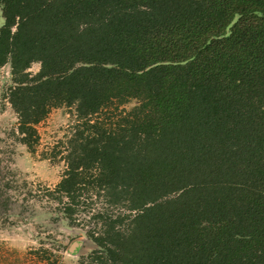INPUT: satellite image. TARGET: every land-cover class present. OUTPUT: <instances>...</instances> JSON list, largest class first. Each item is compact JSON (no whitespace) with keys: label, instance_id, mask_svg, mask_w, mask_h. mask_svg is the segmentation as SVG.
Listing matches in <instances>:
<instances>
[{"label":"trees","instance_id":"obj_1","mask_svg":"<svg viewBox=\"0 0 264 264\" xmlns=\"http://www.w3.org/2000/svg\"><path fill=\"white\" fill-rule=\"evenodd\" d=\"M0 13L16 139L34 152L50 110L70 114L43 156L65 164L45 195L71 223L81 195L129 211L92 214L96 264H264V0H0ZM1 141L7 218L34 193Z\"/></svg>","mask_w":264,"mask_h":264},{"label":"rangeland","instance_id":"obj_2","mask_svg":"<svg viewBox=\"0 0 264 264\" xmlns=\"http://www.w3.org/2000/svg\"><path fill=\"white\" fill-rule=\"evenodd\" d=\"M1 15V13H0ZM3 19L0 16V24ZM39 64L33 63L29 70L35 72ZM12 84L8 64L0 66V138L1 146L11 159V166L19 180H26L34 196L25 206L15 205L7 218L0 215V264H96V244L89 231L94 230V214L104 211L107 216L129 213L122 206H106L103 199L81 195L75 205L74 222H69L57 209V203L46 194V187L52 189L60 180L65 164L60 159H48L52 144L60 139L70 122L68 108H52L37 125L40 139L34 152L16 139L17 116L5 98L7 88ZM134 100L126 104L134 105ZM59 157V155H58ZM103 198V197H102ZM63 201H67L64 198ZM100 226V225H99ZM98 227V226H97ZM121 230L127 227L122 218ZM97 230V229H96ZM83 238L84 243L77 255L67 253L72 240Z\"/></svg>","mask_w":264,"mask_h":264},{"label":"water","instance_id":"obj_3","mask_svg":"<svg viewBox=\"0 0 264 264\" xmlns=\"http://www.w3.org/2000/svg\"><path fill=\"white\" fill-rule=\"evenodd\" d=\"M83 243H84L83 238H77L72 240V242L67 247V253L73 256L77 255L78 250L80 249Z\"/></svg>","mask_w":264,"mask_h":264}]
</instances>
